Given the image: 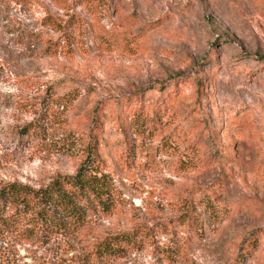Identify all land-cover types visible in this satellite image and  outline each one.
Instances as JSON below:
<instances>
[{
	"label": "rangeland",
	"instance_id": "1",
	"mask_svg": "<svg viewBox=\"0 0 264 264\" xmlns=\"http://www.w3.org/2000/svg\"><path fill=\"white\" fill-rule=\"evenodd\" d=\"M91 142L110 213L43 241L0 226V264H94L145 227L97 264H264V0H0V188L73 174ZM205 194L219 214L190 224Z\"/></svg>",
	"mask_w": 264,
	"mask_h": 264
},
{
	"label": "trees",
	"instance_id": "2",
	"mask_svg": "<svg viewBox=\"0 0 264 264\" xmlns=\"http://www.w3.org/2000/svg\"><path fill=\"white\" fill-rule=\"evenodd\" d=\"M66 37L68 44L75 40L71 33ZM198 84L201 89L203 81L199 79ZM151 120L150 114L138 115V123L143 129L152 128ZM84 153L73 174H59L44 188L20 182H10L1 187L0 226L21 234L27 240L43 241L85 227L88 216L98 209L109 214L115 197L113 177L101 166L97 143H89ZM214 202L208 194L197 201L187 200L190 205L184 215L190 224L207 223L208 219L219 214ZM151 233L150 228L145 227L132 232L107 234L87 256L94 264L108 258L124 257L140 249Z\"/></svg>",
	"mask_w": 264,
	"mask_h": 264
}]
</instances>
